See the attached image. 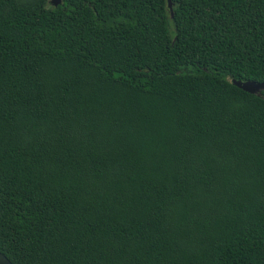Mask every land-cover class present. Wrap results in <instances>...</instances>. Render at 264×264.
I'll return each mask as SVG.
<instances>
[{
	"label": "trees",
	"instance_id": "obj_1",
	"mask_svg": "<svg viewBox=\"0 0 264 264\" xmlns=\"http://www.w3.org/2000/svg\"><path fill=\"white\" fill-rule=\"evenodd\" d=\"M0 0L11 264H264V0Z\"/></svg>",
	"mask_w": 264,
	"mask_h": 264
},
{
	"label": "water",
	"instance_id": "obj_2",
	"mask_svg": "<svg viewBox=\"0 0 264 264\" xmlns=\"http://www.w3.org/2000/svg\"><path fill=\"white\" fill-rule=\"evenodd\" d=\"M51 4L54 7H57L58 5L61 4V0H51ZM167 6L168 10L170 12V16L173 17V12H172V2L171 0H167ZM232 84L241 89L244 92H247L249 94H255V95H260L261 92H264V84L263 83H257V82H252V81H236L232 80ZM0 264H11V262L0 252Z\"/></svg>",
	"mask_w": 264,
	"mask_h": 264
}]
</instances>
